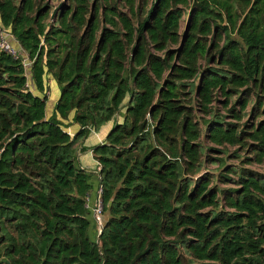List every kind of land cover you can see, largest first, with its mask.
I'll return each instance as SVG.
<instances>
[{"label": "trees", "instance_id": "obj_1", "mask_svg": "<svg viewBox=\"0 0 264 264\" xmlns=\"http://www.w3.org/2000/svg\"><path fill=\"white\" fill-rule=\"evenodd\" d=\"M56 1L0 0V264H264V0Z\"/></svg>", "mask_w": 264, "mask_h": 264}, {"label": "rangeland", "instance_id": "obj_2", "mask_svg": "<svg viewBox=\"0 0 264 264\" xmlns=\"http://www.w3.org/2000/svg\"><path fill=\"white\" fill-rule=\"evenodd\" d=\"M62 0H57L55 3H54V5L57 7L58 5H59V3L61 2ZM55 7V8H56ZM187 18H188V15L186 14V16L183 18V20L181 21V24H180V29H181V32H183L184 31V27H185V24H186V20H187ZM5 38H6V40L8 41V43L12 46V47H14V48H18V44L14 41V39L11 37V36H9V35H5L4 36ZM28 72V75H29V79H30V70H28V69H26V73ZM29 83H30V81H29ZM196 84H197V81H196ZM31 89V88H30ZM56 93V99H58V97H59V93H60V90H59V86L57 85V83L54 81V80H52V81H49V83L47 82V89H46V92L44 93V95H45V97H46V101H45V112H46V114H45V116L47 117V119L48 118H50L51 116H52V114H53V111H54V106H55V104H56V101H54L53 102V104H52V100H53V97H54V94ZM37 94H38V96L39 97H42L41 95V93H39V92H37ZM220 101H222V100H220ZM216 106V108L217 109H219V110H221V103H218L217 105H215ZM221 112L222 113H225L226 111H223V110H221ZM65 124V123H64ZM202 130L204 131V129L202 128ZM65 131H67V133H69V134H72L71 133V130H70V128H69V126H68V124H65ZM201 142L203 143V145L204 146H212L207 140H204L203 138H202V140H201ZM231 150H233V149H231ZM211 156L214 158V159H216V158H219L220 157V155H217V154H211ZM226 163L227 164H231V165H236L237 166V162L236 161H234L233 159H228V160H226ZM204 171H203V173L204 172H209V173H212V174H214L215 176H217L218 175V173H219V169H218V165L217 164H205L204 165ZM250 168H253V170H260V168L259 167H256V166H252V167H250ZM94 181V180H93ZM90 183H91V185H92V189H91V191H90V196H91V194L92 193H94L95 192V181H94V185L92 184V181H91V179H90ZM221 186H223V185H221ZM92 197V196H91ZM96 229L98 230V227H97V225H96Z\"/></svg>", "mask_w": 264, "mask_h": 264}, {"label": "crops", "instance_id": "obj_3", "mask_svg": "<svg viewBox=\"0 0 264 264\" xmlns=\"http://www.w3.org/2000/svg\"><path fill=\"white\" fill-rule=\"evenodd\" d=\"M28 72H27V77H28ZM29 78V77H28ZM30 81V83H29ZM27 85L29 87V89L31 90V92H33L34 94L38 95L35 90L34 87L32 85V82L30 79H28ZM56 93L54 94L53 100H52V104L54 101H56ZM118 116L115 117L116 120H118ZM111 126V123L107 124L106 126H104L100 131H98L96 134H93L94 132H91L90 135L88 136V138L84 141L83 145L81 147L78 148V153H77V157H78V161L80 164V167H82L84 170H86V172L90 173L93 175V180L95 181V192L91 194V199L94 201L96 200V196H97V185H98V178L97 175L95 174V169H96V162L94 161L92 155L89 153L90 148L94 145L99 144L100 140H104V133L107 129H109V127ZM71 130V135H75L76 131L78 130V127L76 125L70 126L69 127ZM84 149V150H82ZM95 178V179H94Z\"/></svg>", "mask_w": 264, "mask_h": 264}, {"label": "built area", "instance_id": "obj_4", "mask_svg": "<svg viewBox=\"0 0 264 264\" xmlns=\"http://www.w3.org/2000/svg\"><path fill=\"white\" fill-rule=\"evenodd\" d=\"M5 35H8L7 32H5L4 30H0V52H5L9 55H11L13 58L17 59L20 58L21 59V63L23 65V67L26 69H28L31 66V62L28 60V58L25 56V53L19 48L16 49L14 47H12L8 41L6 40V38L4 37ZM68 135L72 136L71 134L67 133ZM103 142V140L99 141V144H101ZM89 153L92 155V150L89 151ZM96 162V161H95ZM99 171H100V166L99 164L96 162V169H95V174L97 175V177L99 178ZM101 187H99L97 189V196H96V200L94 201V205L92 207V212H93V216L95 215L94 219L98 225H101ZM89 202V200H88Z\"/></svg>", "mask_w": 264, "mask_h": 264}, {"label": "water", "instance_id": "obj_5", "mask_svg": "<svg viewBox=\"0 0 264 264\" xmlns=\"http://www.w3.org/2000/svg\"><path fill=\"white\" fill-rule=\"evenodd\" d=\"M65 1H66V0H62V1L59 3V5H58L56 8H54V10H53V12H52V14H51V20L54 19V17H55V15L57 14L58 10L61 8V6L64 4ZM183 39H184V38H183ZM182 43H183V42H182ZM94 217H95V215H94ZM101 230H102V225H99L98 237H99V235L101 234ZM98 237H97V239H98Z\"/></svg>", "mask_w": 264, "mask_h": 264}]
</instances>
